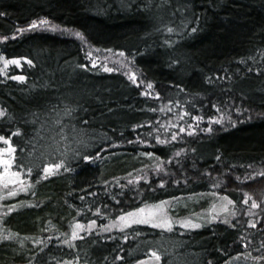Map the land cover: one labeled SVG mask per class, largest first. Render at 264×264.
<instances>
[{
	"label": "trees",
	"instance_id": "1",
	"mask_svg": "<svg viewBox=\"0 0 264 264\" xmlns=\"http://www.w3.org/2000/svg\"><path fill=\"white\" fill-rule=\"evenodd\" d=\"M38 19L123 52L156 97L90 63L76 37L18 32ZM195 123L209 131L155 140L165 126ZM0 137L31 185L5 200L17 207L0 217V264H225L244 252L264 260L263 220L135 225L109 236L78 227L192 195L217 192L236 208L245 194L264 200V0H0ZM158 165L167 179H144L140 197L125 185Z\"/></svg>",
	"mask_w": 264,
	"mask_h": 264
},
{
	"label": "rangeland",
	"instance_id": "2",
	"mask_svg": "<svg viewBox=\"0 0 264 264\" xmlns=\"http://www.w3.org/2000/svg\"><path fill=\"white\" fill-rule=\"evenodd\" d=\"M45 21H47V23H44ZM33 25L35 26L33 27ZM27 31H49L76 37L82 43L90 63L97 64L107 71H109L108 69H111V71L126 74V76L141 89L144 95L156 97V93L152 84H149L147 80H145L133 61L123 52L95 47L89 44L87 40H85V38H83L77 31L69 28L67 29L59 27L49 19L34 20L27 26L20 27L18 30L19 33ZM149 85H151V87H149ZM198 119L199 118H197V120ZM215 120L218 121V124H223L225 120H227V116L224 115L223 117L222 115V117H216ZM200 127L196 126V123L189 124L184 126V128H181L176 133L171 132L170 128L165 126L163 128L165 136H159L157 134L155 140L158 143L163 144L181 139L183 135L190 136L194 135L195 133H206L209 131V129L205 128L204 125H201ZM142 141L145 142L143 139ZM9 147L14 148L12 145H8L4 141L0 140V160L7 159L10 161L8 165H4L2 162H0V217L17 207L15 205L6 203L5 200L13 197L16 194L24 192L31 186L29 181L24 180L20 172L13 168V152L4 151ZM182 152V150H179L175 155H182ZM168 164L170 166V161L166 163V165ZM162 168L163 167L161 165H158L155 167L154 174H149L146 178L143 174H139L136 177L126 179L124 183L127 187H133V189H135L134 195L137 194V197H140L142 189L141 186L144 182V179H146L147 182L150 180V178H152V175L155 177L163 175L165 179H167ZM247 178H249V176L237 177L238 180L244 181ZM263 201L264 200L258 199L256 197L252 198L249 196V194H245L239 208H236V206H234V204L232 205V202L226 196L215 192L211 194L192 195L188 198L181 197L155 202H147L119 215L114 214L115 216L113 218L109 219L103 224H100L95 220L85 222V224H79V231L83 229L85 231L97 230L100 234L109 236L115 232L124 231L135 225H147L163 230H171L178 225L182 229L192 230L201 228L204 225L212 222L233 224L238 220L245 222V224L249 227H254L258 222L262 220L264 221V217L260 216L263 214L261 213V210L264 207ZM202 203H208V205L205 208L199 209V205ZM110 212L106 214L112 216V212ZM121 217L124 219H121ZM145 220L148 222H141ZM164 221L171 222L170 229L156 226L157 224ZM186 222L199 225V227H185ZM2 236L4 235H1L0 233V239ZM75 262L76 261H64L59 264H77V262ZM160 263V257L151 256L139 261L137 264ZM225 264H264V260L253 258L247 252H244L243 254H237L236 256L232 257Z\"/></svg>",
	"mask_w": 264,
	"mask_h": 264
},
{
	"label": "snow or ice",
	"instance_id": "3",
	"mask_svg": "<svg viewBox=\"0 0 264 264\" xmlns=\"http://www.w3.org/2000/svg\"><path fill=\"white\" fill-rule=\"evenodd\" d=\"M44 23H47V21H45ZM34 26L35 25H33V27ZM5 63L6 64H12V63L19 64V60H6ZM29 63H31V61H29ZM108 70L111 71V69H108ZM17 79H23V77H17ZM149 87H151V85H149ZM0 140L4 141L8 145H11L10 139H7L5 137H0ZM4 151L14 152V148L9 147V148L5 149ZM0 162H2L4 165H8L10 163V161L7 159L0 160ZM61 167H62V162L61 163H53V164H49L48 167L44 169V171L49 173V174H52L54 170H58ZM17 175H18V173H17ZM141 211H143V210H141ZM121 219H124V218L121 217ZM141 222L147 223L148 221L145 220V221H141ZM156 226L170 229L171 228V222L170 221H164L162 223L157 224ZM78 227H79V225H78ZM185 227H199V225H195V224H191L190 222H186Z\"/></svg>",
	"mask_w": 264,
	"mask_h": 264
}]
</instances>
